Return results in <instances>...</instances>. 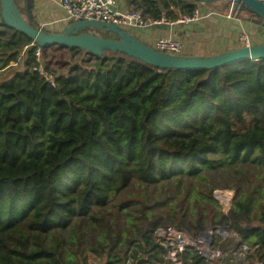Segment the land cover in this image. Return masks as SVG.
I'll use <instances>...</instances> for the list:
<instances>
[{"label":"trees","instance_id":"1","mask_svg":"<svg viewBox=\"0 0 264 264\" xmlns=\"http://www.w3.org/2000/svg\"><path fill=\"white\" fill-rule=\"evenodd\" d=\"M130 2L173 21L203 5ZM1 22L0 73L15 72L0 77V264H124L130 250L134 264H170L163 227L195 239L229 228L239 240L217 239L224 261L242 264L229 255L242 245L264 263V61L160 70L67 49L83 58L53 87L35 71L37 46L22 56L33 42ZM218 190L235 192L227 213ZM179 259L212 264L195 248Z\"/></svg>","mask_w":264,"mask_h":264},{"label":"water","instance_id":"2","mask_svg":"<svg viewBox=\"0 0 264 264\" xmlns=\"http://www.w3.org/2000/svg\"><path fill=\"white\" fill-rule=\"evenodd\" d=\"M200 4H217L223 1L231 2L233 13L244 12L262 21L256 23L251 18L245 20L264 27V2L259 0H194ZM161 6V5H160ZM144 9V5L142 4ZM161 9L164 11L163 7ZM28 17L20 10L15 0H0L1 24L14 29L26 36L37 47L48 49L60 47L65 49H80L87 55L101 57L105 51L120 52L134 57L141 62L160 70L204 71L226 67L246 61H264V43L243 46L238 49L211 56L173 55L160 52L137 38L129 30L120 26L99 21H77L66 25L61 31L53 32L40 27L35 21L32 2L27 0ZM240 18V17H239ZM100 35H112L104 38ZM232 205V204H231ZM230 210V208H229ZM230 231L229 228H222ZM194 248L193 246H190Z\"/></svg>","mask_w":264,"mask_h":264},{"label":"built area","instance_id":"3","mask_svg":"<svg viewBox=\"0 0 264 264\" xmlns=\"http://www.w3.org/2000/svg\"><path fill=\"white\" fill-rule=\"evenodd\" d=\"M259 1L264 2V0H259ZM59 5L65 12V17L62 21L66 22L67 24L77 21L92 20V21H99V22L117 25L129 31L137 28L145 29L150 26H157L164 23L189 24L192 22L200 21L204 17H206L202 13L201 8H197L192 16H188V15L180 16V18H178L175 21L171 19H167L164 16L159 20L149 19L143 15L141 10H131L127 13H121L117 11L115 0H59ZM233 7L234 5L232 4L229 14L227 15L228 18H232L236 16L235 13H233ZM178 11L179 10H175V12ZM240 41L244 46L252 45L251 37L245 32L241 33ZM34 46H35L34 44L25 46L22 56H24V53L29 48H32ZM153 47L160 52L173 54V55H182L184 52V44L180 40L175 39L171 36L159 38L155 42ZM35 56H36L35 71H37L50 86L55 87L57 77L53 71L49 70L47 67L44 66L43 48L37 47L35 50ZM11 65L18 66V63L12 62ZM165 228L166 227L159 228L156 231H154V236L163 246H165V248L169 249L168 254L166 255V260L169 261L170 264H182L181 260L179 259V255L190 249L191 248L190 246H193L197 251H199L200 254H202V256L206 258L207 263H210L213 257L215 256L220 257L223 254L222 250L219 248V245L216 244V242L214 241V235L211 232V231L213 232L215 231L213 229H210L209 231L202 233L198 239L193 238L192 236L189 235L188 232L184 231L189 235V237L193 241H201L203 235L206 234V236L209 239V248L211 250V255H206V253L203 250L196 247L195 245L186 244L184 246H177L173 243L172 240L165 238L161 234L159 235V232L163 231ZM172 229L175 233L181 236L185 235L184 232L182 231H177L174 228ZM219 230H221L220 232L224 231L222 230V228H218L216 232H218ZM210 232L212 233L211 235L209 234ZM207 234H209V236ZM255 251L256 249L251 251L247 246L239 245L235 249L231 250L229 255H231L232 258L236 260L238 263L250 264L249 261H246V258L250 253H255ZM223 257L224 256H222V258ZM124 258H125L124 264H134L136 262L132 258L131 250L128 252L127 257ZM254 264H264V263L254 262Z\"/></svg>","mask_w":264,"mask_h":264},{"label":"crops","instance_id":"4","mask_svg":"<svg viewBox=\"0 0 264 264\" xmlns=\"http://www.w3.org/2000/svg\"><path fill=\"white\" fill-rule=\"evenodd\" d=\"M116 10L127 13L133 10L130 0H115ZM201 5L202 13L206 16L202 20L189 24H161L145 29H132L137 38L150 46L162 37H173L184 44L183 55L211 56L243 47L240 41L242 32L251 33L259 27V35L264 34V27L249 22L237 15L228 18L216 5ZM32 11L37 24L50 31H61L66 25L62 21L65 12L59 5V0H33ZM166 17V15H164ZM263 29V30H260ZM131 32V30H130ZM133 34V32H131ZM258 37L251 38V44H261ZM167 264V263H163Z\"/></svg>","mask_w":264,"mask_h":264},{"label":"rangeland","instance_id":"5","mask_svg":"<svg viewBox=\"0 0 264 264\" xmlns=\"http://www.w3.org/2000/svg\"><path fill=\"white\" fill-rule=\"evenodd\" d=\"M228 3L229 4L223 3V4H220V5H216V6L220 9V11L222 13L228 15L229 11H230V9L232 7V5H230L232 3H230V2H228ZM20 4H21L22 7H24V1L23 0H20ZM221 8L224 9V10L222 11ZM242 18L246 19L245 16H243ZM247 18H248V16H247ZM258 28L259 27H257L256 30H253L251 33H248V35L251 38H254V37L257 38L258 37L259 40H263L264 41V34L263 35L262 34L259 35V29ZM133 30H131V32H133V34H134ZM260 30H263V29H260ZM97 34L100 35L99 32H97ZM82 58L83 57L81 55H79V54L78 55H71L68 52V50L65 49V48H53V49H46L44 51L43 60H44V66L45 67H47L49 70L53 71L56 74H58V73L60 74V73H63V72H67V69H68L67 67L69 66L68 63H75L76 61H79ZM11 67L18 68V69L21 68L20 65L19 66L11 65ZM14 72H15V70H13V68L7 69V70H5V71L0 73V77L2 79L10 78L11 76H13ZM234 196H235V192L233 190H218L215 193V197H216L217 201L219 202V204L221 206V209H222V211L224 213H227L229 207L231 208V206H232L231 204L233 203ZM230 199H231V201H230ZM230 202H231V204H230ZM210 229H212V228H209L205 232L209 231ZM213 230H215V231L214 232L211 231V232L214 235V241L216 242V244H218L217 243L218 242L217 239H221V240L225 239V240H233V241H238L239 240L237 235H235L231 231L220 232L221 230H219L218 232H216L218 230V228H213ZM182 232H184V231H182ZM223 254H222V256H224L223 258H222V256H220V257H216L215 256V257L212 258V261H210V263H212V264H227V261H224V260L226 258H228V254L227 253H225V255H223ZM231 264H233V263H231Z\"/></svg>","mask_w":264,"mask_h":264},{"label":"bare ground","instance_id":"6","mask_svg":"<svg viewBox=\"0 0 264 264\" xmlns=\"http://www.w3.org/2000/svg\"><path fill=\"white\" fill-rule=\"evenodd\" d=\"M164 236L165 238L172 240L173 243L177 246H184L186 244H192L196 247L203 250L206 255H211V250L209 248V239L206 236V234L203 235V238L201 241H193L187 233L184 232V236H181L177 233H175L172 229V227H166L163 231L159 232V235ZM212 234L211 232L209 233ZM209 234H207L209 236Z\"/></svg>","mask_w":264,"mask_h":264}]
</instances>
